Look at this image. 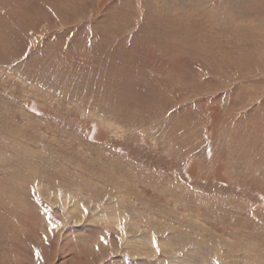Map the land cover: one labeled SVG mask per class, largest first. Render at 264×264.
I'll list each match as a JSON object with an SVG mask.
<instances>
[{
  "label": "rangeland",
  "instance_id": "374dc122",
  "mask_svg": "<svg viewBox=\"0 0 264 264\" xmlns=\"http://www.w3.org/2000/svg\"><path fill=\"white\" fill-rule=\"evenodd\" d=\"M0 264H264V0H0Z\"/></svg>",
  "mask_w": 264,
  "mask_h": 264
}]
</instances>
